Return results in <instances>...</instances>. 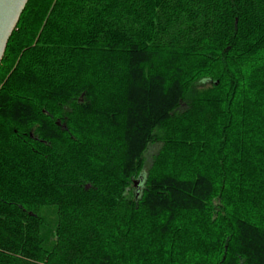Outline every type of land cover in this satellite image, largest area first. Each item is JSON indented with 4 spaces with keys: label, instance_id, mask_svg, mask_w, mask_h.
<instances>
[{
    "label": "trees",
    "instance_id": "1",
    "mask_svg": "<svg viewBox=\"0 0 264 264\" xmlns=\"http://www.w3.org/2000/svg\"><path fill=\"white\" fill-rule=\"evenodd\" d=\"M0 264H264V0H28Z\"/></svg>",
    "mask_w": 264,
    "mask_h": 264
},
{
    "label": "water",
    "instance_id": "2",
    "mask_svg": "<svg viewBox=\"0 0 264 264\" xmlns=\"http://www.w3.org/2000/svg\"><path fill=\"white\" fill-rule=\"evenodd\" d=\"M28 0H0V60ZM137 180L134 181L136 186Z\"/></svg>",
    "mask_w": 264,
    "mask_h": 264
},
{
    "label": "rangeland",
    "instance_id": "3",
    "mask_svg": "<svg viewBox=\"0 0 264 264\" xmlns=\"http://www.w3.org/2000/svg\"><path fill=\"white\" fill-rule=\"evenodd\" d=\"M160 144L159 143H152L150 144L145 153H144V168L141 172V175H140V178L139 180L142 182L143 179H144V175H145V172H146V169L147 167L149 166L150 162H151V159H152V156L157 152L158 148H159ZM139 190H140V187L137 185L135 186V193H139Z\"/></svg>",
    "mask_w": 264,
    "mask_h": 264
}]
</instances>
